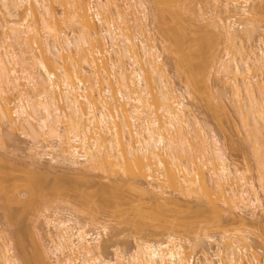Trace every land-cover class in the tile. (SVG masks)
<instances>
[{"label":"bare ground","instance_id":"6f19581e","mask_svg":"<svg viewBox=\"0 0 264 264\" xmlns=\"http://www.w3.org/2000/svg\"><path fill=\"white\" fill-rule=\"evenodd\" d=\"M149 1L155 11L153 24L169 43L165 49L174 55V65L190 86L206 88L212 80L209 73L222 79L255 160L256 184L230 162L210 127L199 123L185 104L184 94L170 83L161 51L148 30L145 2L0 0L1 29L6 31L0 39V149L6 130L18 132L29 140L30 161L35 164L42 160L66 164L81 174L101 172L107 180L120 176L133 191L163 202L168 212L182 208L180 200L190 203L205 198L209 210L197 205L196 217L209 211L216 219L212 224L205 216L193 232V240H184L176 236V226L183 228L184 224L175 221L187 216L175 220L173 213L168 215L175 224L169 217L159 216L158 220L170 222L169 227L161 228V238L137 240L125 257L115 248L113 262L104 257L101 239L107 235L106 227L101 230L104 234L91 233L71 213L62 218V211H54L44 218L51 248L43 249L41 238L32 263L25 256L18 261L11 245L2 243L0 264H48L49 255L55 256L56 264H191L194 257L188 248L194 251L204 242L217 248L213 256L203 255L200 264L258 263L250 253V233L242 228L243 220L238 227L225 229L219 212H227L232 221L235 211H248L252 219L264 215L263 37H257L255 50L242 45L260 33L256 24L264 16V0H207L208 24L217 32L191 41L190 32L198 30L193 26L197 17L202 19L207 11L196 15L187 0ZM54 4L61 9L60 17ZM64 23L71 29L69 35L62 32ZM96 23L101 25L99 30ZM234 26H241L240 30ZM219 43L224 54L215 62ZM204 54L215 62L216 69L210 68L211 61ZM220 100L221 106L216 102L222 110L225 106ZM35 179L31 177V181ZM143 181L146 186L139 188ZM38 182H25L27 197L22 201L14 197L15 204L30 208L37 199L42 201L46 187ZM211 229L219 232L218 239L207 234Z\"/></svg>","mask_w":264,"mask_h":264},{"label":"rangeland","instance_id":"374dc122","mask_svg":"<svg viewBox=\"0 0 264 264\" xmlns=\"http://www.w3.org/2000/svg\"><path fill=\"white\" fill-rule=\"evenodd\" d=\"M142 1L145 2L147 7L148 30L150 31V35L156 40V44L159 50L161 51L164 69L167 73L170 83H172V86L175 88V90H177V92H182L184 94L185 104L189 107L190 113L199 121V123L203 126L207 125L210 127L211 130L210 129L209 130L213 132L214 135H216L222 148L225 151L226 157L230 160V162H232L237 169L246 171L245 175L247 179L252 180L253 183L256 184L255 181L256 172L254 171L255 160L253 159L252 153L249 149L250 148L249 143L246 144L245 142L246 139L243 131L244 129L242 128L238 116L234 112L232 104L229 101L228 90L222 84L223 82L222 79L221 82L220 80L215 78V76L213 77L211 73H209L211 75L209 77L210 78L209 80L211 79L212 80L210 81L211 84L209 83L211 87L207 83L208 84L207 87H209L208 90H206L207 87L202 88V86L201 87L199 86L198 88L194 87L195 88L194 89L192 86H190L189 82L187 81L188 79L186 78L182 70L177 68L176 65H174L175 64L174 62H176L174 60L175 59L174 55L169 52L170 50L167 51L165 49L166 46L167 47L169 46V43L165 42L167 41V39L165 38L164 34H162L161 31L158 30V26H156L157 24L155 25L153 24L155 23L154 20L155 11L153 9V5L149 0H142ZM186 3H189L191 5L196 15H202L203 12L205 13L207 11L206 16L204 17V14L202 16L207 20V22L204 21L205 19L203 18L200 19L201 17L198 19V17L196 16L197 17L196 23L193 26H196L195 30L198 29L199 31L196 30L195 31L196 33L194 31H191L190 32L191 34L189 33L191 36L188 34V37L190 36V41L191 39L192 40L195 39L198 35H203V34L205 35L206 33L213 34L217 32L214 30L213 26L209 25L211 23H209L210 21H208L210 18V14L207 15L209 13L208 12L209 10H207L209 6L207 0H187ZM53 6L55 9V13L57 14V16L60 17L61 9L58 6H56V4H54ZM19 14L17 15L18 17ZM184 15L183 16L187 18L189 14H184ZM20 17L22 18V15H20ZM20 17L18 18V20L21 19ZM207 17L209 18L207 19ZM258 23L256 24V26L258 25L256 32L259 33L260 31V33L259 34L255 33L256 34L255 39L253 38L252 42L251 40L244 42L245 40L243 41L242 39L243 41L242 45L246 47V49L247 46L249 48L257 47L259 45L258 38L260 39L263 37V40L262 39L261 40L264 42V36H263L264 16H259ZM62 24L63 23L60 24V27ZM65 25L66 23H64V25L61 28L62 32L64 34L66 33L65 35H69L71 29L69 28V26L67 28ZM1 26H2V21L0 19V39L6 33V31H3L1 29ZM100 26L98 23H96V28L98 30ZM239 27L237 28V26L236 27L234 26V28H236L237 31L240 30ZM74 30L75 29H73V31ZM76 32L77 30L75 31V33ZM159 33H161L162 35ZM213 38L216 37L213 36ZM215 40L213 39V42ZM256 43L258 45H256ZM249 48L248 50H250ZM215 52H216L215 62H217L220 59H222L224 54L222 43H219L217 45ZM204 57L208 58L207 55H205ZM210 59L211 58H208V61H211V64L210 62L207 64L211 65L210 67L211 69L213 68L216 69L217 66L214 64L215 62ZM211 69H209L208 67V71L210 70L209 72L212 71L214 72V70ZM177 73L180 75H178ZM213 75L215 74L213 73ZM196 89H198V92ZM194 90L196 92H194ZM201 91L203 92L204 96L202 95ZM209 91L211 93H209ZM185 93H187L188 96H186ZM207 93L209 96L207 95ZM218 99L219 100L222 99L224 104V105L222 104V107L225 106V108L223 107L222 110L219 109V106H221V102H220L221 100L219 101ZM217 100L219 101L218 103L220 104L219 106L217 104L218 102ZM211 103L213 104V106L214 105L216 106V108L215 106L213 108V106L211 105L214 110H212L211 106H208ZM223 109H225V111H223ZM222 111L223 113H221ZM251 121L252 120L250 119L249 123H251ZM208 128H206L207 131H209ZM6 134H7L5 135L6 140L4 141L3 144L4 148L0 149V157L2 158V160H0V182H1L0 184L1 186L5 187V193L8 196L6 194H3L4 193L2 192L3 189L0 186L1 188L0 189V244L2 245V243L3 244L9 243L13 249V255L18 259V261H20L19 256L21 258L25 256L33 263L37 253L36 251L37 248H35V246L37 247V244L41 238L42 240L40 241V244L43 245L42 248L43 249L45 247L51 248V243L50 241H48L49 236L46 235L49 232H47L48 229L44 224L45 223L44 218L46 216L50 217V215H52L54 211L55 212L62 211L64 213V214L61 213L62 218H65L71 213L72 217L75 216L77 222H79L80 224L86 223L87 224L86 231H89L91 233L98 231L104 234L103 231L101 230L103 226L106 227L107 235H105V237L102 235L103 237L101 239L102 245L104 247L103 250L104 257L105 259L113 262H115V255H114L115 248H117V250L122 254V256L125 257L133 251L137 240L138 241L139 239L142 241L159 240V238H161V236L158 235L159 232L160 233L163 232L165 227H167V225L170 224V222L173 220L172 218L169 217L170 214L172 213H173L172 215H175L174 218L175 220L177 219L176 217L178 218H182V216L183 218H185L186 216L187 218L189 217L188 219L186 218V220L184 219L185 221L183 219L181 220L178 219V221L177 220L175 221V223L180 221V223L184 224L183 228L181 226H176L177 227L176 236L184 240L185 238L193 240L194 238L193 232H195V229L197 228L198 225H201L202 223L201 220L205 221L204 220L205 216L206 217L209 216V219L206 218V220H208L209 222L210 221L214 222L216 220L215 217L214 220L212 219L213 215L212 214L210 215L209 211H206L208 212L207 213L208 215L205 214V216L202 217L203 219L200 217H196L197 214L195 213V211L198 210L197 205H199L203 210L208 209L206 205L208 203L205 202L204 200L205 198H200L198 201H196L197 199L196 200L191 199L190 203L188 202L189 209H187L188 206L186 205L188 203L187 202L185 203L184 201L180 200L178 201V203L182 205V208H177V210L175 209L172 212H168L164 208L162 204L163 202L162 203L155 202L151 196H147L144 193H143L144 195H141L139 191L137 192V189H134L133 191L132 187L130 185H127L129 182L124 184L125 179L121 178L120 176H117L116 180H114L113 178L107 180L104 179V176L101 172L95 174L92 173L91 176L89 173L81 174V172H77L71 169L66 164H64L63 166L52 165L49 164L47 161H43V160L40 161L42 163L36 161L37 163L35 164L34 160H33L34 162L30 161L31 159H30V151H29L30 148L29 140L25 137H22L18 132L12 133L9 130H6ZM32 162L35 165V166L33 165V167H31L32 165H30ZM31 177H33V179L36 178L35 181L34 180L31 181ZM28 180L30 182L39 181L38 182L39 184H41L43 187L45 186L46 189L43 190L44 194L42 196L45 197L42 199V201L40 198L39 200L37 199L36 204H33L34 206L32 207L29 206L30 208H26V207L23 208V206L20 205V203L17 204L16 202L15 204L14 199L18 198L19 201L20 200L22 201L24 200L25 197H27V194H25L27 193L26 190L27 186L24 183L27 182ZM117 180L119 181V183L117 184V186H115ZM145 186L146 183H144V185H142L139 188ZM9 197L11 198L9 199L10 201H8ZM101 201L103 204L101 203ZM111 201H113L112 204ZM107 202L110 203L108 204ZM204 202L206 206L204 205ZM262 203L264 208V202ZM105 204L107 205L105 206ZM102 205H104L105 207L104 206L102 207ZM191 210L192 212L193 211L194 212L191 213ZM221 212H219L220 222H222L225 229L238 227L243 220L244 227L242 228L250 233L248 234L249 242H247V244L251 248L250 253L251 254L253 253L255 255L254 259L258 262L257 264H264V215L258 216L257 219H252L251 217H249L248 211L246 212L244 210L237 212L235 211L234 212L235 217L233 218L232 221L231 217L228 216L227 212L224 211L222 213ZM190 213L192 215L194 214L193 218ZM188 214H190V216H188ZM12 215L14 216V218H12L13 217ZM159 216H161L162 218L169 217V219L167 218L166 219L169 221L171 219V221L170 222L168 221L169 222L168 223L166 219L158 220ZM159 224H161L162 226H160ZM161 228L164 229L162 230ZM218 233L219 232H217L215 229L214 230L211 229V232L210 230H208L207 232L209 236H214L215 239L219 238L220 234ZM45 236L46 238H44ZM216 248L217 247L214 244H208L204 242L200 244L194 251L193 250H191L192 252L189 251V248L188 251L187 249L186 251L189 252V254L192 253L191 256L194 257L196 264H200L202 263L203 255L213 256V251L215 252ZM54 257L49 255L48 257L49 261L47 259V263L56 264L55 263L56 258ZM215 261L216 260H214L213 262ZM19 263L21 264V262Z\"/></svg>","mask_w":264,"mask_h":264},{"label":"built area","instance_id":"2783aa9c","mask_svg":"<svg viewBox=\"0 0 264 264\" xmlns=\"http://www.w3.org/2000/svg\"><path fill=\"white\" fill-rule=\"evenodd\" d=\"M192 261L190 262L191 264H196L194 259H191Z\"/></svg>","mask_w":264,"mask_h":264}]
</instances>
